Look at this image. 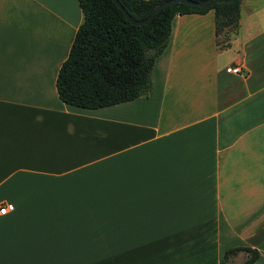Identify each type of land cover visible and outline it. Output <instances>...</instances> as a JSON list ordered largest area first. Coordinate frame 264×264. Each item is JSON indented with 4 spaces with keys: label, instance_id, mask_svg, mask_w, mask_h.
I'll return each instance as SVG.
<instances>
[{
    "label": "crops",
    "instance_id": "obj_1",
    "mask_svg": "<svg viewBox=\"0 0 264 264\" xmlns=\"http://www.w3.org/2000/svg\"><path fill=\"white\" fill-rule=\"evenodd\" d=\"M212 15H173L150 97L86 109L55 89L79 1L0 0V264H218L234 247L264 264V0L240 1L223 48Z\"/></svg>",
    "mask_w": 264,
    "mask_h": 264
},
{
    "label": "trees",
    "instance_id": "obj_2",
    "mask_svg": "<svg viewBox=\"0 0 264 264\" xmlns=\"http://www.w3.org/2000/svg\"><path fill=\"white\" fill-rule=\"evenodd\" d=\"M78 1L83 21L59 68L55 89L66 104L96 109L150 97L154 63L168 44L173 15L212 9L214 42L223 48L237 29L241 0H212L201 7L173 3L140 25L131 23L114 0ZM118 1L129 16L142 20L165 0ZM240 250L246 253L241 264L258 258L255 248L234 247L222 253L218 264H226Z\"/></svg>",
    "mask_w": 264,
    "mask_h": 264
},
{
    "label": "water",
    "instance_id": "obj_3",
    "mask_svg": "<svg viewBox=\"0 0 264 264\" xmlns=\"http://www.w3.org/2000/svg\"><path fill=\"white\" fill-rule=\"evenodd\" d=\"M210 1L212 0H200V1H192V0H165L164 2L162 3H159L157 5H155L153 11L151 14H148L146 17H144V19L142 20H136L134 18H132L131 16H129L127 14V12L125 11V9L123 8V6L119 3L118 0H114V2L122 9V11L124 12V16L127 17V19L133 23V24H136V25H140V24H144L145 22L151 20L153 18V16L155 14H157L158 12H160L163 8H165L166 6H169L173 3H180V2H183V3H187V5H191V6H204L205 4L209 3Z\"/></svg>",
    "mask_w": 264,
    "mask_h": 264
},
{
    "label": "built area",
    "instance_id": "obj_4",
    "mask_svg": "<svg viewBox=\"0 0 264 264\" xmlns=\"http://www.w3.org/2000/svg\"><path fill=\"white\" fill-rule=\"evenodd\" d=\"M227 71H230L231 73L234 74H240V69L238 67H233V68H227ZM14 209V205L9 202H1L0 203V215H5L12 211Z\"/></svg>",
    "mask_w": 264,
    "mask_h": 264
},
{
    "label": "rangeland",
    "instance_id": "obj_5",
    "mask_svg": "<svg viewBox=\"0 0 264 264\" xmlns=\"http://www.w3.org/2000/svg\"><path fill=\"white\" fill-rule=\"evenodd\" d=\"M37 202V204H38V206L40 207V208H44V206L43 205H46L45 204V202H44V200H37L36 201ZM42 204H40V203ZM58 219V216H37V221H41L40 223H50V222H52V221H54V220H57ZM38 223V222H37ZM49 226V225H48ZM47 227V226H46ZM45 227V228H46Z\"/></svg>",
    "mask_w": 264,
    "mask_h": 264
}]
</instances>
